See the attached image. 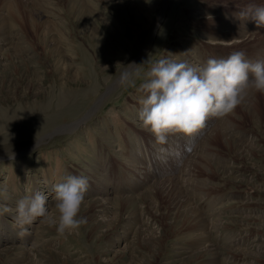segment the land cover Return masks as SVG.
Returning a JSON list of instances; mask_svg holds the SVG:
<instances>
[{
	"label": "rangeland",
	"instance_id": "374dc122",
	"mask_svg": "<svg viewBox=\"0 0 264 264\" xmlns=\"http://www.w3.org/2000/svg\"><path fill=\"white\" fill-rule=\"evenodd\" d=\"M249 5L264 0H0V264H264V94L161 145L121 84L148 60H264ZM67 175L89 181L88 224L21 235L17 200L51 207Z\"/></svg>",
	"mask_w": 264,
	"mask_h": 264
},
{
	"label": "clouds",
	"instance_id": "9594fccd",
	"mask_svg": "<svg viewBox=\"0 0 264 264\" xmlns=\"http://www.w3.org/2000/svg\"><path fill=\"white\" fill-rule=\"evenodd\" d=\"M240 15L248 16L257 28H264V5H249ZM144 64L150 67L138 85L128 73L123 74L121 84L145 94L140 100L139 120L161 145L172 135L192 137L205 129L210 119L224 120L235 115L250 95L264 94V60H248L243 51H234L225 59L209 58L201 66L169 58ZM89 187L86 177L67 175L53 186L51 207L48 197L40 191L17 200L20 234L24 235L26 226L38 218L41 224L54 227L61 237L78 234L88 224L81 213ZM4 211L9 209L5 207Z\"/></svg>",
	"mask_w": 264,
	"mask_h": 264
},
{
	"label": "bare ground",
	"instance_id": "6f19581e",
	"mask_svg": "<svg viewBox=\"0 0 264 264\" xmlns=\"http://www.w3.org/2000/svg\"><path fill=\"white\" fill-rule=\"evenodd\" d=\"M81 124V121L80 122H78V123H76V126H78V125H80Z\"/></svg>",
	"mask_w": 264,
	"mask_h": 264
}]
</instances>
